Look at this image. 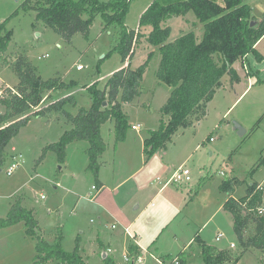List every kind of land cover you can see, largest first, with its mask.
<instances>
[{
	"label": "rangeland",
	"instance_id": "374dc122",
	"mask_svg": "<svg viewBox=\"0 0 264 264\" xmlns=\"http://www.w3.org/2000/svg\"><path fill=\"white\" fill-rule=\"evenodd\" d=\"M23 1L0 0V23L8 19L6 29L10 32L8 51L0 57L1 88L17 85L18 77L13 67L16 60L23 57L42 80L61 78L64 82H76L81 94L79 104L88 108L91 100L86 88L95 84L98 90H103L109 77L123 66L120 55L112 51L115 28L102 32L104 22L101 16H97L86 38L75 34L70 42H66L41 23L36 24L34 12L21 11L19 7ZM154 1L132 0L125 16L127 29L139 30L144 36L134 48L130 66L135 70L147 61L148 67L140 85L143 90L141 97L125 108L129 118L125 141L116 142L113 120L106 122L101 129L106 150L98 163L100 178L107 190L100 201L106 208H112L120 219L134 221L145 239L143 244L156 241L158 250L154 252L145 248L144 253L140 251L138 255H144V261L135 264H162V255H172L163 260L170 261L189 239H192V245L187 246L190 256L185 258V264H204L195 234L206 222V227L197 234L201 240L216 245L214 236L220 230L227 238L217 245L222 247L234 240V254L240 250L225 217L216 211L225 196L218 191V186L223 181L238 180L241 186L234 193V198H239L249 185L264 180V164L257 166L264 159V83L259 82L264 81V63L256 64L253 55H249L248 60L245 57L233 63L237 80L230 81L228 75L222 78L225 87L215 91L207 103L205 116L200 118L201 110L196 111L189 118L191 125L178 130L172 136V142L153 153L150 158L153 169L147 171L143 163L148 157L143 152L142 140L158 129L159 110L170 93L168 86L156 78L160 61L158 48L145 41L151 28L139 27L140 16ZM213 1L223 4L222 0ZM243 3L253 8L254 26L258 25L264 14L259 10L261 5L264 6V0H243ZM15 11L18 13L12 16ZM170 20L163 25H168ZM170 24L173 38L188 31H193L198 39L202 35L203 24L192 12L172 18ZM258 52L264 53V36ZM77 65H82L84 70L76 71ZM51 101L45 100L32 112L47 107ZM163 120L166 122L167 117ZM137 124L141 128L136 131L133 126ZM237 126L243 130L242 134H239ZM70 129L72 125L60 113L50 117H32L7 144L5 161L0 166V218H5L9 208L19 201L23 208L32 211L46 242L52 244L55 234L60 231L61 247L66 253L73 251L78 240L79 253L80 247H84L86 255L90 256L89 264H102L103 253L99 255L85 245L90 239V231L99 224L94 211L83 210V207L91 206L86 200L97 194L91 189L96 184L95 177L87 167L88 143H72L66 149L62 163L51 152L38 163L42 149L57 142ZM13 163L18 166L8 176L6 172ZM181 167L190 172V181L184 183L187 187L182 185L181 189H176L172 183L154 198L166 180ZM143 178L147 181L149 196L141 192L139 182ZM202 179L205 184L196 194ZM41 195L44 199L40 198ZM190 195L194 197L192 201ZM151 201L154 207L150 206ZM179 204L180 221L172 225L174 230H178L174 233L179 241H174L173 229L163 230V225L172 219L174 208ZM184 219L187 220L185 223ZM104 220L101 232L106 235L111 232L108 224L112 220L103 214ZM248 229L245 236L253 233L251 226ZM35 243L34 238L25 234L23 223L1 230L0 264H31L36 254ZM115 258L120 264H130L122 260L120 251ZM239 264H264V252L247 253Z\"/></svg>",
	"mask_w": 264,
	"mask_h": 264
},
{
	"label": "trees",
	"instance_id": "16d2710c",
	"mask_svg": "<svg viewBox=\"0 0 264 264\" xmlns=\"http://www.w3.org/2000/svg\"><path fill=\"white\" fill-rule=\"evenodd\" d=\"M131 1L24 0L19 9L34 12L36 24L41 23L66 42H70L75 34L86 38L95 18L101 16L104 22L102 32L111 27L116 30L112 51L117 52L125 64L131 60L135 46L144 38L139 30H129L125 26V16ZM222 3L221 6L213 0H155L140 16L139 27L151 28L145 41L157 47L160 55L156 78L170 88L169 96L160 109L158 129L151 131L143 141L144 153L148 158L156 150L164 148L176 131L186 127L196 111L201 110L200 118L205 116L206 105L221 87L222 78L228 75L230 81L237 80L233 63L248 55H253L258 62L263 59L255 50V45L264 36V14L258 25L251 27L250 23L254 21L251 8L243 0H222ZM189 12L203 24L200 39L194 32H189L169 42L170 28L163 24L172 18L186 16ZM17 13L15 11L12 16ZM7 21L0 23V57L6 53L10 41ZM147 67V61L135 70L127 63L109 77L103 90H98L95 84L88 86L86 90L91 106L88 109L79 108L75 115L64 111L65 106L76 107L72 95L53 100L47 107L32 112L45 100H52L54 94L74 89L76 82H64L61 78L42 80L34 67L19 57L13 67L18 77L15 91L12 93L6 89V94L0 96V166L5 161V147L32 117L60 113L72 125V129L65 131L57 142L45 146L38 163L49 152L54 153L62 163L68 145L85 141L88 143L87 167L98 184V160L106 150L100 128L113 120L116 142L125 141L129 123L128 116L122 111V104L131 103L140 96V85ZM259 82L264 83L261 80ZM163 117H167L166 122ZM262 164L264 159L257 166ZM203 179L196 192L205 184ZM238 184L236 180L223 181L219 191L230 195ZM262 204L264 183L261 187L253 183L247 187L244 197L239 200L229 198L223 205V209L232 217L233 233L242 251L250 248L264 251V214L258 216L255 212ZM19 223L24 224L25 234L36 240V254L31 264H86L79 253L78 240L70 253L61 247L60 231L55 234L52 244L46 242L32 211L23 208L17 201L9 208L6 217L0 218V230ZM249 226L253 233L245 236ZM128 252L130 256L138 254L132 247ZM242 254L236 257L233 264ZM201 257L204 264H224L225 260H231L226 252L205 244L201 245ZM178 259L180 264H185L183 255L178 256ZM103 263L116 264L109 257Z\"/></svg>",
	"mask_w": 264,
	"mask_h": 264
},
{
	"label": "crops",
	"instance_id": "0c3cea01",
	"mask_svg": "<svg viewBox=\"0 0 264 264\" xmlns=\"http://www.w3.org/2000/svg\"><path fill=\"white\" fill-rule=\"evenodd\" d=\"M249 6V5H248ZM250 8H251V13H253V8L251 7V6H249ZM259 10H261V12L262 13H264V6H262L261 5V8L259 9ZM179 18V17H178ZM171 21H172V19L170 20V22H169V24L168 25H166V26H168L169 28H170V39H169V42H171V41H174L175 39H177V38H173V28H172V25L170 24L171 23ZM135 31H137V30H135ZM189 32H193V31H188V32H186V33H189ZM186 33H183L182 35H184V34H186ZM182 35H180L179 34V37L180 36H182ZM261 40H262V38L256 43V45H255V50L257 51V53L258 54H260L261 56H262V61H260V62H258V61H256L255 63L256 64H262V63H264V53H260V52H258V46L260 45V43H261ZM8 49V48H7ZM8 51V50H7ZM6 51V52H7ZM248 58H249V55L248 56H246V60H248ZM245 61V60H244ZM127 63H131V60L130 61H128V62H126L125 64H123V66L122 67H125L126 65H127ZM245 64V63H244ZM260 66V65H259ZM121 67V68H122ZM120 68V69H121ZM132 69V68H131ZM83 70H84V68H83ZM82 71V70H81ZM80 71V72H81ZM145 74V73H144ZM144 77V76H143ZM143 81V80H142ZM158 83V82H157ZM159 85V84H158ZM141 86H142V83H141ZM141 86H140V96L139 97H137V98H135L134 100H137L138 98H140L141 97V95H142V91L143 90H141ZM223 86V83L221 82V87ZM16 87V86H15ZM15 87H13V88H9V87H7V89L9 88L10 90H12V91H14V88ZM220 87V88H221ZM223 87H225V86H223ZM170 89V88H169ZM80 88H74V89H71V90H69V91H67V92H60V93H56V94H54L53 95V99H52V101L53 100H57V99H59V98H62V97H65V96H67V95H72V96H74V98H75V101H76V107L75 108H73V107H71V106H65L64 107V111L65 112H68V113H70V114H72V115H75L74 114V111H77L79 108H85L84 106H81L80 104H79V101H78V97L79 96H81V94H79L80 93ZM82 90V89H81ZM217 90H219V88L217 89ZM216 90V91H217ZM78 91H79V93H78ZM83 91V90H82ZM87 96H88V94H87ZM89 98H90V96H88ZM119 98V97H118ZM168 98V97H167ZM166 98V99H167ZM166 99H165V101H166ZM89 100H91V99H89ZM133 100V101H134ZM132 101V102H133ZM165 101H164V103H165ZM131 102V103H132ZM90 103H92V102H90ZM131 103H125V104H122V110H123V112L126 114V112H125V108H126V106H130L131 105ZM163 103V104H164ZM90 106H91V104H90ZM90 106L88 107V108H90ZM163 106V105H162ZM161 106V107H162ZM207 106V105H206ZM161 107H160V109H161ZM88 108H85V109H88ZM159 113H160V110H159ZM52 114H54V113H51V114H49V115H47V117H50V116H52ZM55 114H57V113H55ZM127 115V114H126ZM160 119V118H159ZM128 120H129V118H128ZM192 124V121H189L188 123H187V125H186V127H188L189 125H191ZM139 125V124H138ZM102 127H103V125L101 126V128H100V133H101V129H102ZM186 127H184V128H186ZM140 128H141V125H140ZM180 129H182V128H180ZM179 129V130H180ZM176 133H177V131H176ZM175 133V134H176ZM144 140H142V142H143ZM169 142H172V137H171V140L169 141ZM71 145V144H70ZM70 145H68V147L70 146ZM67 147V148H68ZM199 147L197 146V149H198ZM13 149V148H12ZM13 151H14V149H13ZM143 152H144V148H143ZM152 157V156H151ZM151 157H149V158H145V160H144V163H143V165L144 166H146L145 167V169H147V171L148 170H152L153 169V167H152V162H150L151 160H150V158ZM144 158V157H143ZM165 169H166V167H164V168H162V170L161 171H165ZM159 178H157V180H158ZM233 180H236V179H233ZM158 181H160V179L158 180ZM167 181V180H166ZM238 181V180H237ZM147 181L143 178V179H141V181L139 182V186H141V192L142 193H144V194H146L147 196H149L150 195V192H149V187H148V185L146 184L145 185V183H146ZM239 182V181H238ZM166 183V182H165ZM164 183V184H165ZM264 183V180L263 181H261L260 183H256V184H258V186L259 187H261L262 186V184ZM162 185V187L160 188V190H158V192H157V194H155V196H154V198L159 194V192H161V191H163V190H165V189H167V187H168V185ZM174 184V183H173ZM182 185L183 186H185V187H187V184H181V185H178V184H175V187H176V189H181L182 188ZM220 186V185H219ZM219 186H218V191H219ZM241 186V184H240V182H239V184L236 186V187H234V191L230 194V195H227V194H225V193H222V192H220V193H222V194H225V196H224V198H221L222 200H221V203H220V205H219V207H218V209L216 210L217 211V213H219V214H222L223 215V217H225V220H226V223L228 224V228H229V230H232V232H233V229H232V227H233V221H232V217H231V215L228 213V212H226L224 209H223V205H224V203L229 199V198H232V199H234V200H239L240 198H242V197H244L245 196V194H246V189H245V192H244V194L241 196V197H239V198H234V193L236 192V190H239V187ZM95 187H96V192H97V194H95L94 195V197L92 198H89V199H87L86 200V203H89L91 206H85V208L83 207V210H85V211H94V214L96 215V219H97V223H99L98 224V226L95 228V229H92L91 231H90V234H89V238L90 239H88V241L85 243V245L87 246V247H89V249H91V251H93V252H98V254L99 255H101L102 253H103V260L105 259V258H107V257H109V258H111V259H113V261L116 263V264H120L121 262L120 261H118L116 258H115V255H116V253H118L119 251L122 253V260H123V256L124 255H127V254H129V252H128V249L130 248V247H132V248H134V249H136L137 250V253H139L140 251L142 252V253H144V251H146L145 250V248H147V249H152L154 252H156L157 250H158V248H157V244H156V241H146V242H148L147 244H143L142 243V241H145V239H144V237L142 238L141 236L143 235L142 234V232L138 229V227H137V225L135 224V222L134 221H131V222H126L125 220H122V219H120V217H118V216H115L114 215V211H113V209L112 208H106L105 207V205H104V202H102V201H100V200H102V198H103V196H104V192L107 190V187L105 186V184H104V182L102 181V179L100 178V171H99V174H98V184H95ZM91 189H92V187H91ZM176 192H178V190L176 191ZM198 192H199V190L196 192V194H198ZM79 198H81V197H79ZM189 198L191 199V201L194 199V197L192 196V195H190L189 196ZM151 200H153V198L151 199ZM150 206L151 207H154V203H153V201H151V203H150ZM185 206H187V203L185 204ZM175 210L173 211V213H172V219H170L169 221H168V223H166L165 225H163L164 226V229L163 230H168L169 228H171V229H173L171 232H172V234H173V238H174V241L176 240V241H179V238H178V236L174 233V232H176V231H178V230H174V228H173V226L172 225H174V223H176V222H178L179 223V219H178V217H179V213H180V211H181V209H180V204L177 206V208H174ZM103 214H104V217H109L111 220H112V222H110V224H108L110 227V229H111V232H109V233H107L106 235H105V233H102L101 232V226L105 223V220L104 221H102L103 220ZM187 220H185L184 219V223L186 222ZM90 222L92 223L93 221L92 220H90ZM208 224V222H206V223H204L203 225H202V228H204V227H206V225ZM184 225V224H183ZM14 227V226H13ZM112 227H114V228H112ZM134 227H135V229H134ZM11 228V227H10ZM125 228H127L128 229V232H129V234H127L126 232H125ZM201 228V229H202ZM201 229H199L198 231H197V233L195 234V238H196V240L198 241V244L200 245V250H201V245L202 244H205V245H208V246H211V247H214L217 251H224V252H226L227 253V255L228 256H230V258H231V260H230V262H228L227 260H225L224 261V264H233L234 263V261H235V259H236V257H238L239 255H240V253H242L243 252V254L241 255V257H240V259H238V261L235 263V264H239L240 262H241V260H242V258H243V256L245 255V254H247V253H255V252H257V251H259L261 254H263V252L264 251H260V250H256V249H252V248H250V249H247V250H245V251H242L241 249L239 250V252L237 253V254H234L235 252H233V250L234 249H230V247H229V245L231 244V243H233L234 245H235V242H234V240H232L231 242H229V243H227V244H224L222 247H219L218 245H217V243H220L221 241H223V240H225L226 238H227V236L223 233V232H221L220 230L218 231V232H216V234H215V236H214V240H215V244L216 245H214L213 243H211V242H208V241H203V240H201L200 239V237L197 235L198 233L200 234L201 233ZM4 230V229H3ZM1 231V230H0ZM141 235H140V234ZM223 234V237L219 240V241H217L216 240V237L218 236V234ZM80 238V237H79ZM190 243H192V239H189L188 240V242L187 243H184L183 244V247L175 254V256L174 257H178V256H180V255H183L184 256V258H186L187 257V255L188 256H190V254L187 252V246H190L191 247V245L192 244H190ZM80 255H81V257L84 259V261L86 262V264H89V258H90V256L89 255H86V253H85V249H84V247L82 248V247H80ZM150 250H147V252H149ZM231 251H232V253L234 254V256H233V254L231 253ZM150 253V252H149ZM171 256L172 255H162L161 257H160V259H161V261H163V260H165V259H167V258H171ZM173 257V258H174ZM186 261H187V259H186ZM102 264H104L103 262H102ZM187 264V263H186Z\"/></svg>",
	"mask_w": 264,
	"mask_h": 264
},
{
	"label": "built area",
	"instance_id": "2783aa9c",
	"mask_svg": "<svg viewBox=\"0 0 264 264\" xmlns=\"http://www.w3.org/2000/svg\"><path fill=\"white\" fill-rule=\"evenodd\" d=\"M81 70H83V66L82 65H77L76 66V71H81ZM6 89L1 88V86H0V96L4 95ZM11 92L13 93L14 91L11 90ZM0 113H1V109H0ZM133 129L136 130V131L139 130L140 129V125H138V124L134 125ZM17 166H18V164H15V163L11 164L10 167L8 168L6 174L8 176H11L13 174V172L15 171V169L17 168ZM189 181H190V172L187 169L181 167L169 177V179L166 181V183L164 185L166 186V185L172 184V183L181 185V184H184V183H188ZM92 190H96V187L92 186ZM40 198L44 199V196L41 195ZM255 212H256V214L258 216H262L264 214V204L258 206L256 208ZM112 228H114V227H112ZM124 230H125V232L127 234H129L127 228H125ZM222 237H223V234L220 233L216 237V240L219 241ZM229 247H230V249H234L235 245L233 243H231L229 245ZM143 256L144 255L139 256L138 254H134L133 256H130V255L127 254V255L123 256V261L125 263H130V264H135V262L136 263L137 262L140 263V262L144 261V257ZM161 263L162 264H180L178 257H175L172 260L167 261V262L161 261Z\"/></svg>",
	"mask_w": 264,
	"mask_h": 264
},
{
	"label": "water",
	"instance_id": "95a60500",
	"mask_svg": "<svg viewBox=\"0 0 264 264\" xmlns=\"http://www.w3.org/2000/svg\"><path fill=\"white\" fill-rule=\"evenodd\" d=\"M254 25H255V22L252 21V22L250 23V26L253 27ZM237 129L239 130V134H242V133H243V130L240 129L238 126H237Z\"/></svg>",
	"mask_w": 264,
	"mask_h": 264
}]
</instances>
